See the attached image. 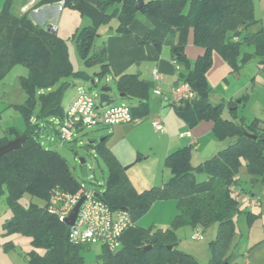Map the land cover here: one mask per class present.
<instances>
[{"label": "trees", "instance_id": "obj_1", "mask_svg": "<svg viewBox=\"0 0 264 264\" xmlns=\"http://www.w3.org/2000/svg\"><path fill=\"white\" fill-rule=\"evenodd\" d=\"M57 1L38 0L35 6ZM63 4L92 18L90 25L78 29L74 35L85 64L99 65L93 75L111 73L113 68L105 46L94 47L97 27L116 16L117 31L130 33V23L137 11L136 0H63ZM111 6H114L112 12L109 11ZM139 10L165 23L168 33L175 36L170 51L173 61L179 65L178 80L188 82L194 92L192 99L173 103L178 117L189 128L202 120H212L214 134L218 138L230 136L232 140L196 166L191 162L192 145L177 147L164 158L171 178L142 191L125 176L123 166L104 141H89L87 148L90 144L95 146L109 170L103 200L113 209L127 210L133 221L122 235V245L113 252L103 247L99 259L102 264H203L177 247L174 229L179 224L204 228L216 222L217 236L210 243L211 257L206 264H223L219 252L229 244L234 231L233 215L239 210L234 187L240 183L237 174L241 166L264 185V128L260 129L257 117L238 120L235 108L229 111L232 116L224 117L225 104L213 103L210 99L206 72L212 64L213 51L221 55L231 70H238L241 63L252 56L249 52L241 55L243 44L254 46L256 52L263 55L264 29L251 30V26L258 23L253 0H143ZM189 30H192L193 43L203 48L202 54L194 60L185 54ZM136 40L146 43L149 37L136 35ZM152 43L160 49V40L152 39ZM15 64L27 68L26 75L19 77L25 99L15 104L25 119V129L19 132L9 128L7 134L12 136L1 137L0 145L23 133L26 138L19 148L0 156V196L6 193L10 211L3 222L2 234L22 233L30 237L26 264H80L82 251L87 246L72 242L66 235L65 223L46 206L53 188L74 192L80 185L74 180L66 160L57 151L42 145L39 133L46 125L53 124L51 117L64 115L62 98L72 83L61 78L74 76L89 80L93 76L74 70L66 44L55 31L35 23L28 11L13 13L7 0L0 10V77ZM113 76L119 93L138 100L129 106L131 114L135 117L148 114L149 104L145 98L153 83L134 72ZM248 96L244 93L239 99L244 101ZM236 101L230 100L227 105L237 107ZM194 169L205 171L206 178L197 181ZM24 193L44 199L46 205L43 208L34 204L23 206L19 199ZM166 198L176 200L177 204L170 228L148 230L137 226V218L155 200ZM251 219L248 213L247 222ZM2 246L8 250L15 244L6 240ZM38 249L43 251L38 252Z\"/></svg>", "mask_w": 264, "mask_h": 264}, {"label": "rangeland", "instance_id": "obj_2", "mask_svg": "<svg viewBox=\"0 0 264 264\" xmlns=\"http://www.w3.org/2000/svg\"><path fill=\"white\" fill-rule=\"evenodd\" d=\"M57 6L56 9L52 7L44 9V11H37L38 15L44 19V22L40 25H52L56 27L55 33L65 42L69 60L74 70L88 72L95 78V83L98 86L97 88H93L90 79L84 80L82 78H74V76L61 78V81L68 79L72 83L64 91L62 98L63 106L67 105L68 99L77 90L95 95L99 92V88L104 85L110 87V92L114 94L115 99H123L124 103L128 106L135 105L137 103L136 98L119 97L113 76L115 74L114 70L102 76L93 75L99 69V65H86L79 53L74 35L78 29L92 23L91 16L71 6L64 4H58ZM113 9L114 6H111L109 11L112 12ZM253 9L255 17L258 19V24L251 26V30L255 31L264 25V0H253ZM137 13L138 16L140 14L142 17L149 15L147 12L139 9H137L135 16ZM160 22L163 23L162 21ZM144 23L150 26L146 20H144ZM117 24L118 19L116 16H113L108 22L101 23L97 27L94 39L95 48L105 46L108 35L129 34L118 32L116 28ZM137 43L139 42L137 41ZM139 44L147 45L153 43L152 39H149L148 42ZM241 50V55L244 52H249L252 56H249V58L241 63L242 65L238 70H231L229 66V73L227 74L228 82L227 80H220L219 77H216L215 80L212 78L211 82H208L211 87L210 97L212 99L216 96L218 98L224 97V95L228 97L232 92L240 89L241 92L237 98L239 99L244 93H248L247 99L241 102L238 109H236L237 119L241 120L247 116L246 120H249L257 117L260 122L259 127L263 129L264 54L257 53L254 46L252 48L246 44L242 45ZM134 65L132 70L127 71H132L136 74L140 73L141 69L135 68L138 62H135ZM181 69H183L182 65ZM142 71L145 73V68ZM26 73L27 68L25 66L15 64L0 77V136L5 135L9 128H15L19 132H23L25 129V119L15 104L21 103L25 99V93L21 88L19 77L20 75H26ZM252 76L253 84L250 83ZM146 79L148 80L147 77ZM225 86L229 89V93L222 89ZM148 91V97L145 100L150 104L153 101L155 102L158 95L153 93L152 86H150ZM150 96L152 97L150 98ZM156 105L158 109L161 108L159 100ZM37 108L36 106L35 109L37 110ZM163 108L169 109L173 114H176L174 104L169 100L164 102ZM36 110L32 114L33 118ZM225 116L230 117L232 115L225 114ZM153 120L149 117L148 112V114L138 117V121L108 126H92L81 130L77 137L69 142H63L55 131L57 125L50 123L40 130L39 138L44 147L57 151L66 160L70 172L78 185H83L85 188H98L102 190L107 184L109 175L108 166L95 146L90 144L87 151L83 149V146L91 140L104 141L112 153L124 163L122 166L125 176L137 190L142 191L152 186L162 185L172 175L170 168L164 165V158L166 156L164 149L170 134L176 132L178 129L167 117L165 118V123L168 124L166 125L168 132H159L153 127ZM170 130L173 132H170ZM214 136L217 141H220L219 146L215 147L214 150L208 148L205 151H198L196 146L191 148V162L193 166H196L205 159L211 158L219 149L232 140L230 136L224 138H218L215 134ZM179 143L173 146L174 149L184 145L186 142L184 140ZM79 157L85 158L88 168V176L86 178L81 176ZM194 173L197 181H202L206 178V172L203 170L194 169ZM237 176L240 183L234 187V190L239 192L236 194L239 210L233 215L235 224L229 244L219 252V257L223 261V264H264V185L259 178L248 174L244 166H241ZM19 201L25 207L34 204L43 208L46 205L44 199L31 196L28 193L22 194ZM176 213V200L172 198L157 199L137 218L136 224L148 230L167 229L172 226ZM248 213L252 216L250 223L246 220ZM9 214L10 211L7 207L0 213V264H26L25 255L31 248L30 237L22 233L2 234L3 222ZM174 233L179 249L189 253L200 263L206 264L209 262L211 257L210 243L217 236L216 222H211L204 228L198 225L179 224L175 226ZM195 234H199L201 237L193 238ZM6 240H12L15 247L8 250L3 249L2 243ZM86 246V249L82 251L83 261L80 264H102L99 259V254L103 251L101 243H93ZM42 251V249H38V252Z\"/></svg>", "mask_w": 264, "mask_h": 264}, {"label": "crops", "instance_id": "obj_3", "mask_svg": "<svg viewBox=\"0 0 264 264\" xmlns=\"http://www.w3.org/2000/svg\"><path fill=\"white\" fill-rule=\"evenodd\" d=\"M7 0H0V10L2 6L5 4ZM29 0H10V9L15 14L21 13V8L28 3ZM58 3L54 4H41L37 5L35 8L37 10H31V19L37 23L42 24L44 22V19L40 17L37 13V11H44V9H49L52 7H55V9L58 7ZM144 20L150 25L148 26L146 23H144ZM258 24V23H257ZM48 26V25H47ZM264 29V25L261 26ZM130 33L129 34H114V35H108L107 37V44L105 45L108 55V60L114 70L115 74H120L124 72H130L127 70H132V67L135 66L134 63L138 62L137 67L141 69L140 73L138 74L141 78L146 79L148 78L149 81H151L153 84L152 89L155 86L160 87V89L163 92H169L172 87L180 80H178L179 71L175 69L174 61L171 57V46L175 42V36L168 33V26L161 23L157 18L147 15L141 16L138 13L136 14L135 18L131 21L130 25ZM138 36H149V39H157L161 41V47L158 50L153 44H147V45H140L137 43L135 37ZM203 48L201 46L195 45L193 43V37H192V30H189V33L187 35V42L185 45V54L190 60H194L197 58L200 54H202ZM215 52V51H214ZM213 52V53H214ZM217 65V67H216ZM181 67V66H180ZM145 68V73L142 71ZM157 69L160 74L161 78L159 80H154L152 76V70ZM132 72V71H131ZM229 73V65L225 62V60L221 57L219 53H214L212 58V64L209 67V69L206 72V78L208 82H211L212 78L215 80L216 77H219L221 80H227V74ZM222 76V77H220ZM147 80V79H146ZM251 84H253V76L250 80ZM247 87V86H246ZM225 92L229 93V89L225 86L222 88ZM79 90H77L70 98L68 99V103L66 106H63L64 109H66L69 104L72 102V100L75 98L76 94ZM241 90H237L235 92H232L228 97L224 95V97L218 98L213 97V99L210 97L211 101L213 103L222 102L224 103L222 115L224 117L225 114H228L229 111H231L233 108H235V113L237 112L236 109L240 106L241 102L240 99H237ZM154 93V92H153ZM155 94V93H154ZM157 95V94H156ZM124 97V96H119ZM152 96H150L151 98ZM149 98V99H150ZM137 102L138 100L135 99ZM159 100V105H161V108L158 109L157 107V101ZM230 100H237V107H231L230 105H227V103ZM164 100L158 95L155 102L149 104V117H151V120L155 118H160L163 122V125L165 127V132L167 130V127L165 123V118H169V121L177 127V131L173 132L170 130V132H173L170 134L168 138L167 145L164 149L165 154L169 153L174 149L175 144H180L179 142H183L185 140V144H191L192 147L196 146L198 148V151H205L208 148L209 149H215V147L219 146L220 141H217L216 137L214 136L213 132V121L212 120H202L197 125H195L192 128H189L186 123L179 118L176 114H173L169 109L163 108ZM98 104V103H97ZM119 104H125L124 100H118L114 99L113 103L110 105H119ZM176 115V116H174ZM53 117L50 118V120ZM247 119L248 117H244ZM181 133H186L185 135L181 136ZM169 134V133H168ZM178 134V135H177ZM10 137L12 135H8L7 131L5 135ZM3 136H0L3 137ZM184 144V145H185ZM118 161L122 164L120 159L117 158ZM236 193H239L237 190H235ZM0 213H2L5 208H8V204L6 201V193L0 196Z\"/></svg>", "mask_w": 264, "mask_h": 264}, {"label": "built area", "instance_id": "obj_4", "mask_svg": "<svg viewBox=\"0 0 264 264\" xmlns=\"http://www.w3.org/2000/svg\"><path fill=\"white\" fill-rule=\"evenodd\" d=\"M37 1L29 0L21 8V13L28 11L30 14L31 10H37L35 8ZM56 3L63 4V0ZM47 28L56 30V27L52 25H48ZM174 64L178 71L179 65L175 62ZM152 76L154 80L161 78L156 68L152 70ZM152 91L164 101L169 100L172 103H179L194 97V92L186 81H178L169 92H163L158 86H155ZM97 103L98 94L92 95L78 91L69 106L64 109V115L61 118L51 119V122L57 125V134L63 142L75 139L81 130L92 126L138 121V117L131 114L130 107L126 104L100 107ZM152 125L159 132L165 131L163 122L158 117L152 121ZM103 191L104 189L85 188L83 185H80L79 189L74 192L63 191L56 187L51 190L46 206L49 212L56 214L63 221L81 200L74 223L69 226L70 240L82 245L101 243L102 247L113 252L122 245V235L133 224V221L127 210L111 208L103 200ZM200 237L199 234L193 236V238Z\"/></svg>", "mask_w": 264, "mask_h": 264}, {"label": "water", "instance_id": "obj_5", "mask_svg": "<svg viewBox=\"0 0 264 264\" xmlns=\"http://www.w3.org/2000/svg\"><path fill=\"white\" fill-rule=\"evenodd\" d=\"M142 3H143V0H136L135 8L140 9L142 6ZM90 82H91L93 88L98 87L97 83H95L94 77H92L90 79ZM110 90H111L110 87L107 85L101 86L99 88V92L97 93L98 94V106L102 107L104 105H110L111 103H113L115 96H114V94H112L110 92ZM119 96H124V93H119ZM25 138H26V134L23 133L17 137H14V138L8 140L6 143L0 145V156L11 151V150L19 148L22 145V143L24 142ZM83 149L85 151L88 150L86 144L83 146ZM78 161L81 165V167H80L81 176L83 178H86L88 176V171H87L88 168H87V164L85 162V158L79 157ZM80 202H81V200L73 207L70 214L66 218L63 219V222L65 223V225L67 227L66 228V235L69 234V226L73 225V223H74L76 213H77V209H78Z\"/></svg>", "mask_w": 264, "mask_h": 264}]
</instances>
